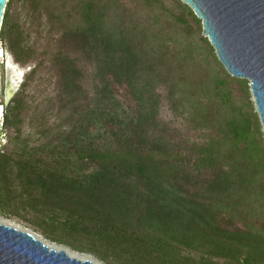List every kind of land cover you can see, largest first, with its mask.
Returning a JSON list of instances; mask_svg holds the SVG:
<instances>
[{
    "label": "trees",
    "instance_id": "obj_1",
    "mask_svg": "<svg viewBox=\"0 0 264 264\" xmlns=\"http://www.w3.org/2000/svg\"><path fill=\"white\" fill-rule=\"evenodd\" d=\"M14 3L0 41L30 71L3 114L0 215L104 264H264L260 117L194 12L23 0L30 44Z\"/></svg>",
    "mask_w": 264,
    "mask_h": 264
},
{
    "label": "water",
    "instance_id": "obj_2",
    "mask_svg": "<svg viewBox=\"0 0 264 264\" xmlns=\"http://www.w3.org/2000/svg\"><path fill=\"white\" fill-rule=\"evenodd\" d=\"M180 1L202 21L203 36L225 70L232 77L249 81L264 133V0ZM7 3L8 0H0V32ZM1 84L0 66V98ZM13 95L9 87L6 104ZM34 234L0 223V264H94L71 257L67 247L51 248Z\"/></svg>",
    "mask_w": 264,
    "mask_h": 264
},
{
    "label": "rangeland",
    "instance_id": "obj_3",
    "mask_svg": "<svg viewBox=\"0 0 264 264\" xmlns=\"http://www.w3.org/2000/svg\"><path fill=\"white\" fill-rule=\"evenodd\" d=\"M26 8L24 7L23 0H15V3L13 5L12 11H11V20L13 21V24L18 27L19 30L23 31L25 33L26 41L29 42L30 44L37 42V37H36V29L33 27L28 21L27 18V12ZM42 43V42H41ZM41 43H39L41 45ZM0 50H1V56H0V66H1V77H2V84H1V103L0 107H2V116L0 118V147L4 144H6V138L5 135L2 136V129H3V114L5 112V107L6 105V94L9 89V87L14 91V95L12 99L15 97V95L21 90V86L23 85L27 73L30 71V65L27 66H22L21 64L17 63L12 56L9 48L0 41ZM34 85L31 86V95L32 91L34 90ZM35 98H38V95H35ZM11 99V100H12ZM10 100V101H11ZM161 117L165 121H172L174 119L173 115L169 111L167 104L164 103L161 111ZM0 219L9 222L11 225H16L17 227L25 230L28 229L32 231L29 228H26L22 224L18 223L15 220H8L3 218L0 215ZM15 226V227H16ZM33 232V231H32ZM37 234V233H36ZM39 235V234H38ZM40 236V235H39ZM50 243V242H49ZM51 244V243H50ZM56 246L58 249L66 248L63 246H58L55 244H52ZM58 246V247H57ZM70 251V250H69ZM75 253V252H73ZM77 254V253H75ZM78 255H83V256H90V255H85V254H78ZM94 260L98 261L95 259L93 256H90ZM100 262V261H98ZM101 263V262H100ZM104 264V263H101Z\"/></svg>",
    "mask_w": 264,
    "mask_h": 264
},
{
    "label": "bare ground",
    "instance_id": "obj_4",
    "mask_svg": "<svg viewBox=\"0 0 264 264\" xmlns=\"http://www.w3.org/2000/svg\"><path fill=\"white\" fill-rule=\"evenodd\" d=\"M0 56H1V50H0ZM2 116V107H0V117ZM0 223H2V224H5V225H11L9 222L7 223V222H5V221H3V220H1L0 219ZM11 226H13V227H15L16 225H11ZM17 227V226H16ZM19 228V227H18ZM21 229V228H20ZM35 235V237L36 238H38V239H40V240H42L45 244H47V245H49L51 248H56V246H54V245H52V244H50L49 242H47V241H45L44 239H42L40 236H38L37 234H34ZM58 247V246H57ZM59 248V247H58ZM57 248V249H58ZM62 249H64V248H62ZM58 250H61V249H58ZM67 252H68V254L71 256V257H75V258H77V259H80V260H91L94 264H101L100 262H98V261H96V260H94L93 258H91L90 256L88 257V256H81V255H78V254H75V253H73L72 251H69V250H67Z\"/></svg>",
    "mask_w": 264,
    "mask_h": 264
},
{
    "label": "built area",
    "instance_id": "obj_5",
    "mask_svg": "<svg viewBox=\"0 0 264 264\" xmlns=\"http://www.w3.org/2000/svg\"><path fill=\"white\" fill-rule=\"evenodd\" d=\"M1 118V117H0Z\"/></svg>",
    "mask_w": 264,
    "mask_h": 264
}]
</instances>
